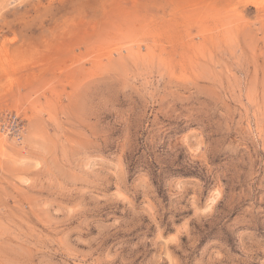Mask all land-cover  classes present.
<instances>
[{
	"label": "rangeland",
	"instance_id": "rangeland-1",
	"mask_svg": "<svg viewBox=\"0 0 264 264\" xmlns=\"http://www.w3.org/2000/svg\"><path fill=\"white\" fill-rule=\"evenodd\" d=\"M0 264H264V0H0Z\"/></svg>",
	"mask_w": 264,
	"mask_h": 264
},
{
	"label": "built area",
	"instance_id": "built-area-1",
	"mask_svg": "<svg viewBox=\"0 0 264 264\" xmlns=\"http://www.w3.org/2000/svg\"><path fill=\"white\" fill-rule=\"evenodd\" d=\"M21 131L22 126L16 115L7 114L0 119V133L19 135Z\"/></svg>",
	"mask_w": 264,
	"mask_h": 264
}]
</instances>
